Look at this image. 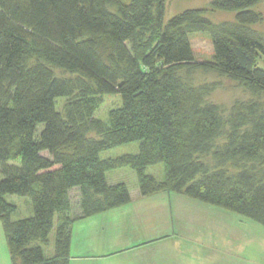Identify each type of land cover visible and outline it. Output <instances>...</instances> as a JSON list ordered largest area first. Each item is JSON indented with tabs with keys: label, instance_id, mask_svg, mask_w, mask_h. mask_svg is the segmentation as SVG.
<instances>
[{
	"label": "trees",
	"instance_id": "16d2710c",
	"mask_svg": "<svg viewBox=\"0 0 264 264\" xmlns=\"http://www.w3.org/2000/svg\"><path fill=\"white\" fill-rule=\"evenodd\" d=\"M260 1L213 0L212 9L234 12L232 21L214 23L202 9L164 22L165 0H0V223L13 264H69L72 224L131 201L124 183L106 180L120 167L135 172L141 196L182 193L264 226V179L253 170L209 171L200 159L264 163V103L235 101L224 120L206 99L210 90L180 75L199 68L264 94L257 66L264 36L251 28L261 21L253 10ZM192 33L209 35L210 62L194 61ZM53 67L76 76L56 77ZM117 94L121 105L107 121L95 118L102 97ZM62 97L63 113L55 104ZM221 136L224 144L213 147ZM132 142L135 155L99 157ZM155 164L163 181L146 174ZM6 195L29 198L32 216L12 221Z\"/></svg>",
	"mask_w": 264,
	"mask_h": 264
},
{
	"label": "rangeland",
	"instance_id": "374dc122",
	"mask_svg": "<svg viewBox=\"0 0 264 264\" xmlns=\"http://www.w3.org/2000/svg\"><path fill=\"white\" fill-rule=\"evenodd\" d=\"M213 0H165L164 22L174 15L188 9H202L204 16L214 23L232 21L234 12L212 9ZM111 10H115L113 7ZM261 15V21L251 28L264 36V1L253 8ZM195 62L204 63L212 60V45L207 33L189 35ZM257 66L264 70V56L257 57ZM53 73L60 78H74L60 68L53 67ZM180 75L193 87H207L210 92L207 101L220 108L224 120L229 117L235 101L259 100L264 103V94L255 96L244 90L237 81L215 72L201 69ZM67 98L55 100L56 109L63 113ZM121 105L120 96L105 95L93 116L107 121L108 112ZM43 124H39L34 137L39 136ZM226 129V127H225ZM94 136V134H91ZM221 136L214 141L213 147L224 144ZM139 142L117 146L105 150L99 157L117 159L138 152ZM46 155V153H43ZM209 171L223 169L229 176H235L241 170H253L257 178L264 179V163L234 159L221 163L212 155L200 158ZM9 163L18 165L19 160ZM146 174L157 181L165 179L162 164L146 168ZM1 179V175H0ZM109 184L124 183L131 195V201L90 217L75 221L71 226L73 249L71 256L79 253L82 241L99 243L96 252L112 253L109 256L88 259L83 264H264V226L256 221L190 198L182 193L160 191L147 198L139 193L135 172L129 167H120L106 173ZM70 201L72 214L78 212L79 198L77 191L71 190ZM5 200L15 208L11 220L17 221L32 216L31 201L27 197L6 195ZM90 218V219H89ZM83 222V223H81ZM57 221L49 234V244L42 246L46 257L53 254ZM79 246V247H78ZM78 247V248H77ZM134 260V261H130ZM0 264H13L6 245L0 223Z\"/></svg>",
	"mask_w": 264,
	"mask_h": 264
},
{
	"label": "crops",
	"instance_id": "0c3cea01",
	"mask_svg": "<svg viewBox=\"0 0 264 264\" xmlns=\"http://www.w3.org/2000/svg\"><path fill=\"white\" fill-rule=\"evenodd\" d=\"M147 197H150V195H147ZM147 197L142 196L140 198H147ZM81 223H83V222H81ZM98 244L99 243H97V242L88 241V240L82 241V245L78 249L79 253H76V255H74V256L70 255L69 264H83L84 262L88 261V259L90 260V259L105 257V256H109L110 254H112V253H103V252L95 253L96 252L95 249H96ZM72 249H73V240L71 237L70 254H71ZM130 261H134V260H130ZM109 264H111V263H109ZM132 264H140V263L134 262Z\"/></svg>",
	"mask_w": 264,
	"mask_h": 264
}]
</instances>
